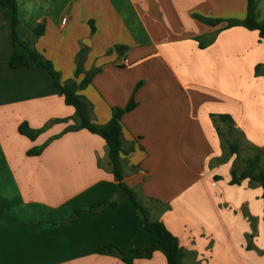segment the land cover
<instances>
[{"label": "crops", "instance_id": "crops-1", "mask_svg": "<svg viewBox=\"0 0 264 264\" xmlns=\"http://www.w3.org/2000/svg\"><path fill=\"white\" fill-rule=\"evenodd\" d=\"M15 1L17 35L33 40L61 82L74 79L76 56L87 48L83 70L100 71L78 93L94 123L106 124L133 97L135 108L121 117L124 182L177 238L182 264H264L262 190L247 179L229 183L235 156L225 143L237 141L241 160L264 148V41L242 26L195 18L242 21L246 0ZM256 1L262 21L264 0ZM39 25L44 31L33 39ZM115 45L129 50L119 58ZM12 52L11 25L2 19L0 264H125L97 249L125 251L148 240L129 199L69 220L117 195L105 142L85 130L60 135L69 122L55 120L73 108L42 68H10ZM223 114L233 120L230 139L216 132L227 133L224 123L212 122ZM23 122L44 130L31 141L17 131ZM43 145L39 155L27 154ZM132 264L166 260L154 252Z\"/></svg>", "mask_w": 264, "mask_h": 264}, {"label": "trees", "instance_id": "trees-1", "mask_svg": "<svg viewBox=\"0 0 264 264\" xmlns=\"http://www.w3.org/2000/svg\"><path fill=\"white\" fill-rule=\"evenodd\" d=\"M0 6L3 8V12L1 13L2 19L9 21L11 25L13 52L9 59V67L12 69L33 67L42 68L51 77V85L57 94L63 98L65 105L71 106L74 110V113L70 118L55 120V122L61 123L69 122L60 135L68 132L85 130L100 137L105 142L107 147L108 165L110 167L111 174L116 181V197L112 200L93 203L86 210H75L69 220L74 221L79 217L92 215L107 208L114 207L120 200L129 199L132 202L137 215L141 219L144 230L148 233V240L142 246L125 251H121L111 244L102 245L98 247L97 253L114 256L119 258L125 264H132L135 259H148L154 252H160L165 257L166 264H182L184 252L180 247L177 238L165 227L162 222L152 221L150 219L148 209L138 200L136 192L124 182L121 161V155L124 153L122 150L121 117L123 114L130 112L135 108L136 104L133 97L130 98L125 107L112 109L111 119L109 122L104 125L94 123L90 117L89 105L87 101L78 93L81 89L87 87L91 83L93 76L100 71L99 68L88 72L83 70V62L86 58L87 48H81L76 56L74 79L61 82L59 72L54 69L49 60L45 59L35 50L32 44L33 40L21 39L17 35L16 29L19 25V19L16 1L0 0ZM195 18L212 27L217 26L220 23L225 24L223 27L224 29L234 26H242L249 31L257 32L259 38L264 41V20H257L256 0H246V15L242 21H223L218 19L202 18L196 15ZM90 26L92 33L94 31L92 22ZM43 31L42 25L35 28L31 32L33 39L42 35ZM212 41L213 37L206 44L198 40L199 47L204 48ZM113 50L117 53L119 58H122L129 48L123 45H115ZM254 73L257 76L262 75L260 65L255 66ZM140 85L141 84L139 83L136 87H139ZM212 118H217V120L224 123L227 127L226 134H223L220 132L219 128H216L218 136L224 137V135H226L229 139L232 138V135L234 134L232 118L227 114L213 115ZM43 130V128L32 129L25 122L19 124L17 128L20 135L31 141H34L43 132ZM225 143L229 154L235 156L232 163L231 179L229 183L231 185H239L241 181L247 179L249 183L259 185L262 190L261 199L264 212V157H262L264 148L263 150L252 148L255 153L251 157L241 160L237 141L228 140ZM44 146L45 145L32 148L27 152V154L30 156L39 155Z\"/></svg>", "mask_w": 264, "mask_h": 264}, {"label": "built area", "instance_id": "built-area-1", "mask_svg": "<svg viewBox=\"0 0 264 264\" xmlns=\"http://www.w3.org/2000/svg\"><path fill=\"white\" fill-rule=\"evenodd\" d=\"M62 22H65V18L64 19H62ZM126 64V62H125V60H120L119 62H118V66L119 67H122V66H124Z\"/></svg>", "mask_w": 264, "mask_h": 264}, {"label": "water", "instance_id": "water-1", "mask_svg": "<svg viewBox=\"0 0 264 264\" xmlns=\"http://www.w3.org/2000/svg\"><path fill=\"white\" fill-rule=\"evenodd\" d=\"M1 22H2V18H1V16H0V24H1ZM212 122H213V125L214 126H216L217 124H216V122H217V118H213L212 119ZM52 122H50V124H51Z\"/></svg>", "mask_w": 264, "mask_h": 264}, {"label": "rangeland", "instance_id": "rangeland-1", "mask_svg": "<svg viewBox=\"0 0 264 264\" xmlns=\"http://www.w3.org/2000/svg\"><path fill=\"white\" fill-rule=\"evenodd\" d=\"M47 125H50V124H47ZM245 154H243V156H244Z\"/></svg>", "mask_w": 264, "mask_h": 264}]
</instances>
